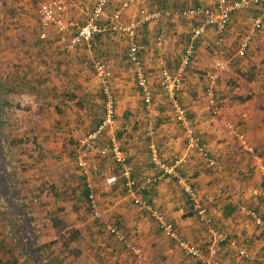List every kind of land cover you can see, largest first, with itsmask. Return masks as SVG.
<instances>
[{"label":"crops","instance_id":"crops-1","mask_svg":"<svg viewBox=\"0 0 264 264\" xmlns=\"http://www.w3.org/2000/svg\"><path fill=\"white\" fill-rule=\"evenodd\" d=\"M48 1L21 0L17 4L14 0H0V20L7 26L4 32L0 27V36L7 37V44L2 39L0 44L15 56L13 61L9 59L8 83L14 88L7 112L15 118L7 125L0 120V264H202L184 254L179 241L198 248L201 256L220 264H264V203L258 202V198L264 197V189L254 186L262 176L253 169L250 177L255 168L251 154L242 149L223 122L211 117L207 99L201 93L203 88L207 89L208 75L216 72L218 63L230 62V69L235 70L237 62L243 67L253 60L252 65L264 67V30L250 40L244 57L236 55L260 10L249 8L255 11L253 20L247 18L249 13L233 12L222 42L218 43L213 28H206L178 93L190 127L207 144L208 156L221 166L218 170L187 147L185 130L175 121L171 102L158 84L163 70L171 72L179 66L190 31L201 23L200 18L163 17L140 27L133 41L120 32L104 31L88 44L68 50L54 29L46 31V38L40 37L37 11ZM63 1L69 7L67 20L78 24L90 19L97 2ZM124 2H129L127 9L122 7ZM170 3L167 6L176 2ZM149 4L150 0H109L100 24L129 25L138 18L140 9H161L152 10ZM217 6L218 0H194L193 6L168 10L216 11ZM114 13H119L116 21L112 20ZM16 19L17 23H11ZM119 36L125 42L126 52L118 72V62L115 66L113 61L104 64L102 59H92L91 49L111 53L120 44ZM132 42L138 47L149 82L148 107L128 59ZM146 42L147 45L141 44ZM94 61L102 62L111 75L115 121L97 140L80 145L79 141L94 132L102 121L94 105L99 83L94 84L96 79L86 82L84 77L88 75L83 72ZM230 69L219 72L216 82L222 81ZM230 75L235 81L239 79L237 83L242 82L239 75ZM221 83L215 84L222 105L220 113L246 137L254 154L264 160V104L256 98L257 91L250 90L253 96L245 97L248 99L242 100L243 104H232L228 95L224 96L225 84ZM14 101L19 104L12 106ZM75 101L81 107L74 106ZM2 114L5 109L0 108V117ZM4 125L10 128L9 136L4 133ZM113 144L123 152L132 179L138 184L147 179H158L157 182L129 195L124 187V170L110 154ZM151 145L167 164L186 160L178 171L197 191L207 209L209 223L196 215L176 180L163 177L153 166ZM103 149H107L105 154H101ZM81 150L88 153L85 173L76 164ZM111 177L116 178L113 185L107 184ZM88 195H93L100 213L97 222ZM135 198L145 200L148 208L135 204ZM152 211L174 225L178 239L161 232ZM249 212L263 223H255V216ZM109 226L116 227L131 247L141 249L144 260L136 258L110 234ZM215 232L225 235L226 240L216 241ZM211 248L216 250L213 255Z\"/></svg>","mask_w":264,"mask_h":264},{"label":"built area","instance_id":"built-area-1","mask_svg":"<svg viewBox=\"0 0 264 264\" xmlns=\"http://www.w3.org/2000/svg\"><path fill=\"white\" fill-rule=\"evenodd\" d=\"M109 0H97L93 11L91 13L90 19L84 24H78L74 21L67 20V14L69 7L63 0H50L44 5H42L38 10V25L41 29L40 37L42 39L46 38V31L48 29H54L58 35H60V42L65 44L68 50L74 49L81 44H88L94 37L101 34L104 31L112 32H122L124 35L130 38L131 41L134 40L137 30L153 21H156L159 17H171L185 16L190 18H200L201 23L193 27L190 31V40L187 44L182 59L179 66L174 71L163 70L159 78V87L163 92L164 96L171 102V106L174 110L175 121L179 124L186 133V144L191 150L196 151L202 158L216 167L218 170L221 169L219 163L213 161L208 156L207 144L201 141L194 133V130L190 127V122L188 119V114L186 108L181 104L178 93L182 88L183 81L185 78V73L188 65L191 63L193 55L196 51L198 40L204 35L207 27L213 28L217 41L222 42V36L227 29L230 21V16L233 12L242 11L249 8H258L260 14L254 19L252 27L237 50L236 55L238 57H244L247 49L249 47V42L252 37L257 33L264 24V0H218V6L216 11H211L209 9H187L182 11H176L169 13L164 9L156 11H147L145 9H140L138 11V18L130 23L129 25L118 26L113 24L108 27H103L100 23L105 12ZM124 9L129 7V2H124L122 4ZM119 18V13H114L112 15V20L116 21ZM108 28V29H106ZM70 33L67 37L66 34ZM158 42L161 40L159 37ZM128 59L135 68V78L136 83L139 87L140 94L143 96L144 105L148 107L151 104V95H149V82L147 76L144 72L143 63L140 59L138 47L132 42L128 49ZM93 68L95 76L98 79L101 87L100 93L104 98V117L97 127V129L90 133L84 139L79 141L80 145H85L87 142L95 141L103 133L104 130L113 126L115 121V98L111 91L110 85V73L105 68L104 64L100 61L93 62ZM230 69V62L218 63L216 64V72L210 73L208 75L209 85L207 89L204 90L205 98H207L209 111L214 117L220 118L219 120L224 123L228 133L232 135L240 144L243 150L247 151L252 156V162L256 170L264 176V160L254 154V151L249 147L246 137L237 132L233 123L226 120L221 116L220 110L218 108V102L215 94V84L219 77V72H225ZM221 116V117H220ZM151 162L154 167L161 171L162 176L172 177L176 180L177 185L181 188L183 193L187 195L191 204L193 205V210L196 215L205 223H209L210 219H207L208 213L207 209L201 204L200 197L197 191L192 187V185L186 180V178L178 171L182 164H185V159H178L173 163L167 164L161 161L158 150L154 145L149 146ZM107 149H103L101 154H105ZM110 154L113 160L124 170V187L129 195H132L135 190L140 192L148 188V186L154 185L158 179H147L143 183L138 184L137 181L132 179L130 175V166L126 163L123 152L118 145L113 144L110 148ZM77 167L82 170L83 173L88 169V153L86 150H81L76 158ZM116 182L115 177H111L107 180V184L113 185ZM89 207L91 209L92 216L96 220H100V213L94 203L93 195H88ZM134 203L142 207L148 208V203L145 200L135 198ZM248 214L247 212H245ZM249 214L255 216V223L261 224L263 221L256 217V214L249 212ZM152 216L156 220L161 232L169 238L178 239L176 228L172 223L167 222L162 215L157 211H152ZM108 232L112 234L119 242L124 244V246L131 251V253L138 259L144 260L141 253V249H136L131 247L127 241L122 237L119 230L114 226H109L107 228ZM216 237V241L221 242L226 240V236L221 233H213ZM179 247L189 257L199 259L202 264H220L217 261L210 260L201 256V252L198 248L190 246L188 243L179 241ZM210 254H215L216 250L214 248L210 249Z\"/></svg>","mask_w":264,"mask_h":264},{"label":"rangeland","instance_id":"rangeland-1","mask_svg":"<svg viewBox=\"0 0 264 264\" xmlns=\"http://www.w3.org/2000/svg\"><path fill=\"white\" fill-rule=\"evenodd\" d=\"M14 1L17 4H19V1H21V0H14ZM170 1H172V0H150V4H149L148 8L151 7V8H153L152 10L157 9V8H161V9H164V10L168 11L169 13H173V12H171L168 9L174 8V7L175 8H182V7L184 8V7H189V6H193L194 5V0H174L176 2L175 4H173L172 6H167L168 3L171 4ZM4 5H2V6H4ZM174 12H176V11H174ZM238 12L249 13V16L247 18H250L251 20H253V18L255 17V15H253V13L255 12L253 9H246V10H242V11H238ZM37 18H38V11H37ZM162 18L163 17H159L157 20L162 19ZM169 18L170 17H166V19H169ZM251 20H250V22H251ZM17 21H18V19L12 21L11 23H17ZM0 22H3V21L0 20ZM6 22H10V21H6ZM0 27H2L1 29H3L2 32H4V30L7 29V26L5 25V21L3 22V24L0 25ZM263 30H264V27H263L262 30H259V32H262ZM0 33H1V31H0ZM120 33H122V32H120ZM257 33H255L254 36H256ZM0 39H2L3 42H5V40H7V37L6 36H0ZM106 39L107 40H111V39H113V37H107ZM119 39H121V40H119ZM118 40H119L120 44H117L116 45L117 48H115L111 53H109L106 50L101 49V48H99V50L97 52H95V51H93V49H91L92 50L91 51L92 52V56H93L92 59H102L104 64L105 63L108 64V62L113 61L114 64H116L115 66H117V62H118L120 64L117 67V70L119 72L121 67L124 65L123 53L126 52V46H125V42L122 39V37L119 36ZM147 42L146 43H141V44L142 45H147L148 44ZM5 43L7 44V42H5ZM3 47L4 46L0 44V60H1V64H0V108L2 110L5 109V114L1 115L0 120H1V122H4V124L7 125V124H10L9 120H13L15 118L13 116L12 112H11L12 116L9 117L7 115V112L9 113V111H10L9 108L11 107V105L8 107V104L11 101L9 99V97L10 96L12 97L11 94H13L12 92H13V88H14L12 85H10V83H8L9 73L11 72V69L9 68V59L11 61H13V59H15V56L14 55L11 56V54L13 52L10 53V52L7 51L6 48H3ZM101 50L103 52H101ZM17 52L21 53V55L23 54L22 50L18 51V49H17ZM231 53H233V52H231ZM94 54L96 56L99 55V57H95ZM19 58L23 59L22 57H19ZM252 61L253 60H249L247 65H244L243 67H240V63L237 62V65H239L237 67V69L239 68L240 70H237V69L233 70V67L230 69V72L234 74V77L237 76V75L240 76L242 82L237 83V80H239V79H236V81H235L234 78L230 75V72H229V74L226 77L222 78V81L216 82V83H221L222 82L221 84H225L224 88H223L224 96L226 97V95H228V98L230 99L232 104L233 103L243 104V103H241V102H243L242 100H247L248 99V98H245V97H252L253 96V92L251 94H249L250 90L251 91H253V90L257 91L256 92L257 93L256 94V98L258 100L262 101L263 104H264V67H262L261 64H258L260 66L252 65L251 64ZM254 62H258V61H254ZM83 72H84V74L88 75L87 77H84V79H86V82L89 80L90 83H92V80L94 81L96 79L94 81V84H98L99 83L98 79L95 76V72H94V68H93V63L92 62H90L89 64H87V66L84 67ZM114 78L116 79L115 75H114ZM97 81H98V83H97ZM98 85H100V83ZM98 85H97V87H99ZM110 85H111V83H110ZM97 87L95 88V91L97 93V97L94 98V101H95L94 105H95L97 113H100V116L103 119V117H104V109H105L104 98L102 96V93H101V96H100V93H98L99 90L97 89ZM203 90H204V88L201 90V93H203V95L205 97V92ZM236 91H242V93H240L238 95ZM215 94H216V92H215ZM95 95L96 94H94V96ZM216 99H217V102H218V108L220 110L222 105H220V102H219L220 99L217 98V95H216ZM14 103H16V102L14 101L12 106H14ZM77 103L78 102L75 101L73 103V105L76 106V107H81ZM206 103L208 105V101L207 100H206ZM16 104H19V102H17ZM82 107H83V104H82ZM209 113H210V111H209ZM210 115H211V117L213 116L211 113H210ZM221 116L226 119V117L224 115L221 114ZM218 119H220V118H218ZM226 120H228V119H226ZM6 125H4V126H6ZM7 128L10 130V128L8 126H6L4 133H5L6 136H9V132H8ZM8 142L9 141L7 140L6 148H8ZM251 159L252 158H250V160ZM253 169L255 170L256 168H252V171L250 170L251 171L250 172L251 173L250 177L254 174L253 173ZM256 183H259V184H257V186H256ZM256 183L254 185L255 188H257L258 190L264 189V176L259 177L256 180ZM260 198H258L259 204L262 203V202L264 203V197L263 198L260 197ZM95 221L97 222L98 220L95 219Z\"/></svg>","mask_w":264,"mask_h":264}]
</instances>
